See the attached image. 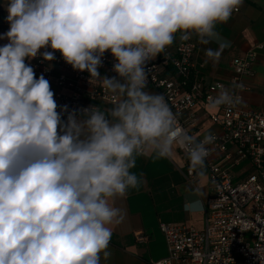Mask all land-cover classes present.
Wrapping results in <instances>:
<instances>
[{
    "label": "clouds",
    "instance_id": "1",
    "mask_svg": "<svg viewBox=\"0 0 264 264\" xmlns=\"http://www.w3.org/2000/svg\"><path fill=\"white\" fill-rule=\"evenodd\" d=\"M244 0H3L9 29L0 34V264H101L112 253V225L124 211L113 206L139 189L137 158L155 159L183 148L189 170L206 174L209 132L197 138L177 126L163 94L146 91L148 64L193 35L218 62L230 42L216 30ZM44 51H41V50ZM51 49V50H48ZM59 52L116 100L102 109L58 105L49 80L30 61L51 63ZM105 53L115 76H101ZM27 61V62H26ZM47 71V69H46ZM227 89L211 109L236 106ZM198 182L185 188L184 209H203ZM258 224L264 219L256 217ZM243 231L244 228H241Z\"/></svg>",
    "mask_w": 264,
    "mask_h": 264
},
{
    "label": "built area",
    "instance_id": "2",
    "mask_svg": "<svg viewBox=\"0 0 264 264\" xmlns=\"http://www.w3.org/2000/svg\"><path fill=\"white\" fill-rule=\"evenodd\" d=\"M6 16L3 0H0V31L9 29ZM262 52L264 43L233 60L231 90H228L221 82L206 83L194 70L193 35L190 40H180L168 47L148 64L146 89L153 88L163 94L177 115V126L189 132L196 127V105L209 106L222 88L241 98V79L254 75L253 63ZM55 56L51 67L40 57L30 63L37 78L43 74L49 80L58 105H68L69 110L95 104L113 106L116 98L98 81L89 83L86 71L74 70L59 52ZM114 62L112 55L105 53L99 68L101 76L116 75L112 71ZM240 103L223 105L219 114L209 117L219 132L213 133L216 139L208 145L210 154L205 162L210 195L205 203L203 228L159 223L167 254L144 264H264V225L256 222L257 216L264 219V114L242 107ZM176 147L187 159L185 150ZM244 163L250 166L251 172L237 177L235 170ZM182 176L189 186L197 179L189 166ZM134 237L138 243L148 241L140 232Z\"/></svg>",
    "mask_w": 264,
    "mask_h": 264
},
{
    "label": "crops",
    "instance_id": "3",
    "mask_svg": "<svg viewBox=\"0 0 264 264\" xmlns=\"http://www.w3.org/2000/svg\"><path fill=\"white\" fill-rule=\"evenodd\" d=\"M216 30L223 38L230 42V46L223 49L218 62L205 63V49H217V43L201 44L194 36V70L206 82H221L231 90L230 81L233 76L232 62L235 58L245 55L254 46L264 43V0H244L239 11L234 12L228 22L218 24ZM180 41L176 35L174 43ZM252 77L241 79L240 106L264 114V52L260 53L253 63ZM145 89L151 93L157 91ZM102 109L112 106L100 105ZM197 116L196 127L189 133L197 138L209 132L217 133L219 129L210 122L209 117L219 114V109L199 104L194 108ZM189 166L188 160L174 147L172 155L167 158L155 159L151 153L137 158L133 172L141 176L142 184L139 189H130L126 197L118 198L113 206L123 209L124 219L112 225V238L109 244L111 257L101 264H144L157 261L167 254L164 237L159 231V223L184 224L202 229L204 225L205 203L210 195L208 174L197 178L199 187L205 193L203 209L197 213H189L184 209L185 188L189 185L182 174ZM248 164L240 165L236 176L249 174ZM147 236L148 241L138 243L135 233Z\"/></svg>",
    "mask_w": 264,
    "mask_h": 264
},
{
    "label": "rangeland",
    "instance_id": "4",
    "mask_svg": "<svg viewBox=\"0 0 264 264\" xmlns=\"http://www.w3.org/2000/svg\"><path fill=\"white\" fill-rule=\"evenodd\" d=\"M2 33H5V32L4 31H0V34H2ZM6 43H7V40H0V46L4 45ZM149 90L155 91V89H153V88H150Z\"/></svg>",
    "mask_w": 264,
    "mask_h": 264
},
{
    "label": "trees",
    "instance_id": "5",
    "mask_svg": "<svg viewBox=\"0 0 264 264\" xmlns=\"http://www.w3.org/2000/svg\"><path fill=\"white\" fill-rule=\"evenodd\" d=\"M171 46H173V45H171ZM173 77H174V78H177V77H175V75H173Z\"/></svg>",
    "mask_w": 264,
    "mask_h": 264
}]
</instances>
